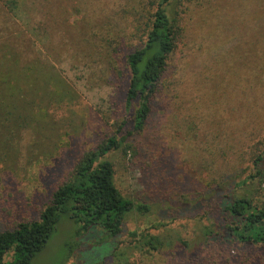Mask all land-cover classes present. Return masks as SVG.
Returning <instances> with one entry per match:
<instances>
[{
    "label": "rangeland",
    "instance_id": "rangeland-1",
    "mask_svg": "<svg viewBox=\"0 0 264 264\" xmlns=\"http://www.w3.org/2000/svg\"><path fill=\"white\" fill-rule=\"evenodd\" d=\"M130 1L0 0V232L39 220L84 154L132 129L125 58L143 34L135 30ZM183 9L184 34L173 62L178 72L154 100L144 131L127 141L130 151L120 148L107 155L122 194L137 205H151V211H132L116 238L100 230L78 237L77 225L62 217L32 264H108L114 250L131 242L136 231L197 243L196 220L205 210L183 205L198 186L218 181L228 169L222 157L207 149L242 154L246 142L264 136L263 123L255 126L253 121L264 120V100L255 101L246 83L252 113L234 116L225 105L235 96L222 83L216 85L222 76L206 61L207 50H237L250 57L256 33L264 40V0H189ZM262 67H257L260 74L264 63ZM198 76L203 87L193 82ZM240 118L245 128H239ZM249 161L247 157L237 171H229L232 185L253 172ZM256 199L264 203V179ZM169 208L181 212L168 217ZM197 247H184L180 254L166 247L153 254L139 249L131 262L194 264L186 254ZM249 257L257 260L250 263ZM200 261L264 264V246L209 244Z\"/></svg>",
    "mask_w": 264,
    "mask_h": 264
},
{
    "label": "trees",
    "instance_id": "trees-1",
    "mask_svg": "<svg viewBox=\"0 0 264 264\" xmlns=\"http://www.w3.org/2000/svg\"><path fill=\"white\" fill-rule=\"evenodd\" d=\"M130 2L132 6L129 11L132 16L135 11L137 35L141 32L143 34L141 43L125 58L129 73L126 105L129 109H133L132 129L128 135L120 139L110 137L96 150L84 154L69 179L54 191L50 203L42 211L39 220L21 222L12 230L0 232V264H32L34 258L46 247L62 217H67L77 225L78 237L100 230L108 237L116 238L122 233L124 223L132 211H151V205H137L122 194L116 184L115 165L107 155L120 148H123L125 153L130 151L131 145L127 141L144 131L154 100L160 93L166 91L164 90L166 85L169 87L171 84L169 78L178 72V67L173 62L184 34L183 8L189 0H131ZM260 36V33H256L254 41L249 43L252 47L250 57L244 53H237V50L234 53L207 50L206 61H211L213 72L222 76L215 81L216 85L222 83L221 86L224 85L223 88L226 86L229 95L235 96L227 99L225 105L230 107L234 116L239 114L248 116V110L252 113V108L249 106L250 93L249 90L244 89L246 83L251 85L255 101L264 100V73L260 74L257 70V67H262L264 63V56L260 57L258 54L262 49L261 44L264 43V40H260ZM208 64L211 65L206 63V67ZM193 82L199 87L205 84L199 76L195 77ZM262 112L264 117V110ZM253 121L255 126L262 123L264 125V120H261L260 116L255 117ZM246 124L243 118H240L239 128H245ZM210 137L208 142L211 147ZM259 139L257 142H246L247 145L243 142L245 148L242 154L236 152L228 154L220 149H207L212 153L211 155L222 157L224 162H227L228 169L221 173L218 181L214 180L213 183L198 186L192 193L194 198L188 199L189 202L183 205L185 209L194 210L199 207L205 210L204 217L211 223L208 225L204 222L203 216L200 220H196L199 224L198 237L194 240H197V243H191L186 239L179 240L177 237L173 239L166 237L169 239L167 241L160 237L161 233L158 235L149 231H136L132 233L131 242L114 250L113 262L108 264H132L134 251L139 249L146 254H153L166 247L167 250L180 254L182 250H186L184 247L198 245L199 247L190 255L186 254V258L198 264L201 262L203 247L209 244L236 241L244 245L264 246V203L256 199L264 179V136ZM218 146L214 145L216 148ZM234 155L236 157L233 161ZM247 157L251 160L249 163L253 172L238 177L239 180L232 185V181L228 178L229 171L233 169L237 171ZM175 212L176 209L169 208L166 215L169 217L170 214H179L181 211ZM172 218L174 221L177 216ZM10 252L12 258L8 260L7 255ZM248 260L251 263L253 262L251 260L257 258L249 257Z\"/></svg>",
    "mask_w": 264,
    "mask_h": 264
}]
</instances>
